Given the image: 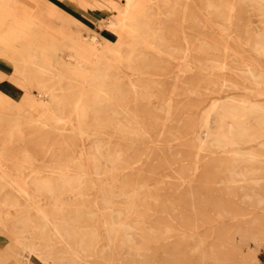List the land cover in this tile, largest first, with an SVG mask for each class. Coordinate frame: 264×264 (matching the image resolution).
Wrapping results in <instances>:
<instances>
[{"label": "bare ground", "instance_id": "bare-ground-1", "mask_svg": "<svg viewBox=\"0 0 264 264\" xmlns=\"http://www.w3.org/2000/svg\"><path fill=\"white\" fill-rule=\"evenodd\" d=\"M241 1L258 5L264 21V0ZM160 2L170 7L164 8L159 5ZM134 3L135 0L126 1L122 10V30L117 22L111 21L110 28L118 34L114 47L103 45L102 50L92 56L80 46L72 47L74 51L70 54V64L73 71L69 74L57 70L51 58L43 55V45L36 41L40 35L53 38L57 30V22L51 15L52 4H49V9H44L39 0H0V57L13 62L20 78L18 83L15 82L16 86L28 92L23 84H28L29 75L33 77L29 82L39 88L34 95L26 92L22 97V105L37 110L42 104L49 103V114L45 117L50 123H75L72 126H76L78 136L85 133L94 138L99 133V115L102 114L104 120L102 126H107L121 112H130L128 115L139 126L134 129L122 126L126 134L136 132L142 137L149 136L150 125L148 128L145 125L157 123L161 116L169 117L180 105L172 101L171 97L166 99L164 94L169 88L160 81L147 80L145 70L154 67L161 73L184 77V72L194 67L227 68L224 62L227 58L237 63L232 65L235 71L251 82L263 85L255 91L264 94V71L257 64L242 59L238 50L235 47L229 48L223 39L213 37L212 41L208 35L202 39L200 34L189 31L188 26L179 27L184 18L193 19L198 16L195 13L197 9L183 8L185 4H191L189 1L146 0L147 7L139 13H135L133 9ZM234 4L233 0L207 2L211 10L226 12L225 19L228 21L233 19ZM12 8L20 10L21 17ZM160 16L165 18L164 22L159 20ZM15 35L21 37V45L17 47L10 40ZM248 36L252 39V48L264 56V28L250 32ZM92 39L94 46L93 41L96 40L94 37ZM49 42L52 43L53 40H48L47 43ZM150 51L158 55L167 53L168 56L161 55L155 60V57L148 55ZM208 51L217 52L219 56L212 59L206 55ZM163 60H179L184 65L176 67L171 62L165 64ZM239 60L243 62L240 63ZM31 66L35 71L28 72ZM179 83L203 87L210 81L189 83L183 80ZM222 84L228 83L223 81ZM59 88L70 91L72 95L68 96L69 92H57ZM186 89L192 88L189 86ZM153 92L160 93L158 111L146 106L141 109L139 106L131 116L133 107L129 105L130 102L139 101L140 97L145 99ZM8 101L0 93L1 109L9 106ZM104 101L109 102L110 110H102L101 103ZM21 108L18 105L15 111L18 113ZM139 109L141 112L136 113ZM210 115H214L216 123L212 126L208 125ZM2 116L0 112V117ZM43 121L46 122L45 119ZM204 125L207 134L205 143L197 139L191 144L189 151L234 150V155L210 164L199 177L196 175L190 180H182V187L168 189L159 181L157 188L150 191V197L145 198L142 190L146 187V182H140L149 177L147 171L154 173V170H158V163L148 165L145 172H140L136 179L129 178L119 189L111 186L112 197L126 194L127 188H131L128 204L120 210L124 215L119 219L108 215L107 208L114 201L105 199L103 192L94 198V209L84 206L82 202L64 201L66 193L81 189L89 172L97 173L91 168L99 160L100 144L92 145V149H95L93 152H88L81 146L79 155H75L80 158V165L76 168L71 165L57 167L45 164L40 168L23 171L20 179H12L8 174L7 163L10 161L5 153L0 152V166L6 164V168L1 169L0 179L9 180L8 184L0 185V233L18 236L17 241H6L7 248L0 250V263L15 258L16 264H264V248L258 247L264 245V241L258 246L255 244L258 238L264 240V219L243 220L244 224L235 228L238 232L233 239L227 238L230 227L220 228L216 242L211 245H207L204 238L182 234L186 229L197 230L199 223L212 221L207 213L208 206L230 216L239 213L237 189L243 185L247 187L246 195L250 202L261 207L257 209H263L264 212V102L234 97L222 102L215 101L208 110ZM190 126L189 122L180 131L185 132ZM163 130L174 132L165 127ZM253 141L260 143L261 147L244 153L238 150V145ZM3 145H0V149L7 148ZM39 147L48 146L42 144ZM51 147L52 144L49 148ZM74 147L77 145L65 140L58 146V152L49 155L61 156L64 154L62 150ZM173 159L170 154L159 163L171 165ZM217 176L223 181L224 193L212 192ZM241 181L245 184H241ZM37 196L42 200H37ZM145 202L150 206L154 203L162 208L161 211L171 212V215H155V222L149 225L147 218L156 209L150 212L141 209L135 214L137 207ZM188 207L193 212H189ZM98 213L103 218H96L97 223H94L93 219ZM175 219L179 220V225L174 222ZM136 227L141 237L139 243L132 234ZM101 239L105 241L102 249L91 250ZM244 242H250L252 247L239 245Z\"/></svg>", "mask_w": 264, "mask_h": 264}, {"label": "rangeland", "instance_id": "rangeland-1", "mask_svg": "<svg viewBox=\"0 0 264 264\" xmlns=\"http://www.w3.org/2000/svg\"><path fill=\"white\" fill-rule=\"evenodd\" d=\"M67 4L72 3L71 11L69 8L65 10L60 9L52 5L51 15L57 22V30L53 35V38L42 37L41 35L36 38L40 45H43V55L47 58H51V61L56 66L57 70L64 73H72L70 54L73 53V46H80L89 55H95L102 50V46L114 47L118 39V34L110 28L111 21L117 22L120 30H122V22L127 0H64ZM189 1L190 5H184V9L193 8L197 9L195 12L198 16L196 18L183 19L179 23V27L188 26L189 31L196 34H200L202 39L205 35H208L210 40L215 39L225 40L229 48L235 47L238 52L242 55V59L257 64L260 70L264 71V56L256 52L250 41L252 40L248 33L257 31L258 29L264 28V21L259 6L253 2H243L241 0H233L235 3L234 11L232 12L233 19L228 21L225 19L226 12L222 13L221 10L213 11L207 6L209 0H184ZM215 1H226V0H215ZM231 1V0H230ZM162 7H170L169 5H162ZM147 7L146 0H135L133 9L135 13L143 11ZM224 7V6H222ZM155 8V7H154ZM188 15V14H186ZM165 18L160 16L159 20L164 22ZM157 20V21H159ZM172 24V21L170 22ZM183 29V28H182ZM96 41L94 46L91 41L92 38ZM214 37V38H213ZM20 36H13L10 38L13 42V46H20ZM48 40L53 42L47 43ZM83 46V47H82ZM197 54H202L197 52ZM232 54V53H231ZM151 57H155V60L159 56H168L167 53L158 55L156 52L150 51ZM207 56L215 59L217 52L208 51ZM227 56V55H220ZM246 58H245V57ZM164 63H173L176 67H181L182 64L179 60H163ZM212 61V60H211ZM240 63L243 62L239 60ZM227 68L223 69H199L194 67L188 72L186 69L185 76L175 77L171 73H161L154 67H150L145 70L147 72V80L149 81H160L169 90L164 94V97L169 100L179 103V108L170 114L169 117L166 115L161 116V120L157 123L146 124L148 128L150 125V135L144 136L131 132L127 135L125 130L126 126L130 129L137 128L139 123H136L133 118L128 114L130 112H121L120 115L114 120L113 123L107 126H102L104 120L102 114L99 115V133L94 138L93 135L88 136L85 133L78 136V130L76 126H72L75 123L69 121L60 122H49L45 116L49 114L50 106L49 103L42 104L39 109L34 110L28 105H22V97L27 92L20 86H16L15 82H19L20 78L15 71L13 62L5 57H0V64L6 69L7 73L3 76L6 81L2 83L4 88L12 90V93H8L3 90L0 92L7 98L8 107L5 109L0 108V112L3 114L0 117V145L7 146L5 149H0V152L5 153V157H8L7 169H9V175L12 179H20L23 171L30 170L32 168H40L45 164L55 165L57 167H65L71 165L75 167L80 165L79 155L81 146H84L88 152H93L92 145L95 143L100 144L102 147L99 149V160L92 164L91 170L97 171V173H88V179L83 181V186L76 192L66 193L64 201L68 202H82L84 206L93 207V201L96 195L102 192L104 193L105 199L113 200L107 208L108 215H112L115 219H119L124 215L120 210L126 208L128 204V195L131 193V188H127L126 194H119L114 197L110 196L111 186L119 189L123 183L129 178L136 179L138 174L142 172L148 165L157 164L158 170H154V173L147 171L149 177L143 180L141 183L146 182V187L142 190L145 198H149L150 191L157 188L159 181L162 182L166 188H177L182 187V180H190L194 176H201L208 168V166L215 162H221L222 160L229 159L234 155V150H221L213 149V151L200 150L197 153L189 151L191 144L197 139L200 142L205 143L206 139V126L204 125L205 117L208 114V110L211 108L215 101L222 102L230 98H250L264 102L263 92H256L255 89L262 88L261 85L251 82L249 79L243 77L235 68H232L235 63L232 59H226L224 61ZM69 65L71 67H69ZM31 66V70L28 72L35 71V68ZM198 69V70H197ZM219 69V70H218ZM196 70V71H195ZM15 71V72H14ZM191 71V72H190ZM29 77V81L33 77ZM178 81H177V80ZM186 80L189 83L198 81L201 83L210 81L206 86L195 84L183 85L179 82ZM23 84L28 90L27 93L34 95L38 92V87L35 84L30 83ZM217 81V83H214ZM227 81V85H223L222 82ZM1 85V83H0ZM189 86L193 89L187 90ZM195 86V87H194ZM186 87V88H185ZM67 93L68 96L72 95L70 91L65 89L57 90ZM132 94V93H131ZM61 96V95H59ZM160 93L153 92L147 98H139V101H131L132 106L131 116L135 113L137 107L150 108L154 111H158L160 106ZM50 99V98H49ZM48 99V100H49ZM22 106L20 112H16L17 106ZM102 110H110L111 105L109 102L104 101L101 103ZM141 112L137 110L136 113ZM167 117V118H166ZM45 119L46 122L43 121ZM44 122V124H42ZM191 124L189 130H182L187 123ZM216 124L214 115H210L209 126ZM165 129L174 130V132H167ZM12 128V129H11ZM193 128V129H192ZM177 131V132H176ZM69 141L77 147L66 148L61 152H64L61 156H51L49 153L58 152L59 145H62L64 141ZM46 145L48 147H39L40 145ZM50 144L52 147L49 148ZM242 145V146H241ZM241 153H244L253 148H260L261 144L255 141L250 144H241ZM238 148V147H237ZM216 150V151H215ZM7 154V155H6ZM173 156L172 164L159 163L163 160V157ZM53 157V158H52ZM18 161L21 163L19 164ZM6 165V164H5ZM5 165L0 166L1 169L6 168ZM145 172V170H144ZM9 181V180H8ZM8 181L0 179V185L8 184ZM241 184H245L241 181ZM245 186V187H244ZM223 181L220 176H217V183L212 190L213 193H224ZM239 200H236L239 213L230 216L222 211L207 207V213L212 217L211 222L199 223L197 230L186 229L182 234H193L196 237L204 238L207 245H211L216 242V236L219 235L217 231L220 228L230 227V231L227 233V238L233 239L236 236L238 230L236 227L244 224L243 220L250 219L263 220L264 212L259 206H255L250 202V198L246 195L247 187H238ZM234 191V189H232ZM177 196H180L177 195ZM183 198V197H176ZM37 200H42L40 196L36 197ZM151 201V200H149ZM148 201V202H149ZM148 203H141L136 213L143 209L146 212H150L153 209L156 211L148 216L147 224L155 222V215L168 216L171 212L161 211L160 206ZM255 208V209H253ZM189 212H193L189 207ZM103 218L101 213L95 215L94 223H97L96 218ZM110 217V216H109ZM135 219V217H134ZM174 222L179 225L178 219ZM101 224V221H100ZM136 226V225H135ZM101 232H104L100 228ZM134 240L139 243L141 237L137 231H133ZM229 235V236H228ZM104 238V237H103ZM17 241L18 236L15 234H3L0 233V250L4 251L7 247L8 240ZM264 241L262 239L255 240L257 246ZM105 241L101 239L99 243L94 244L91 250H101ZM164 243V241H163ZM252 243V242H251ZM242 247L250 248V242H244L239 244ZM260 249L264 248V245L258 246ZM89 257V256H86ZM0 264H16L15 258H9Z\"/></svg>", "mask_w": 264, "mask_h": 264}, {"label": "crops", "instance_id": "crops-1", "mask_svg": "<svg viewBox=\"0 0 264 264\" xmlns=\"http://www.w3.org/2000/svg\"><path fill=\"white\" fill-rule=\"evenodd\" d=\"M41 1L42 5H43V8L44 9H49V7H51L49 4H52L60 9H63L66 11L67 8L69 7H72V3H66L64 0H39ZM48 4V5H47ZM12 10L14 11L15 14L19 15L21 17V11L18 10V9H14L12 8ZM69 10L71 11L72 9L69 8ZM40 28V27H39ZM7 71L6 69L0 64V92H3V90L7 91L8 93H12L13 91L12 90H9L7 88H4L2 83L4 81H6V79L3 78L4 75H6Z\"/></svg>", "mask_w": 264, "mask_h": 264}]
</instances>
